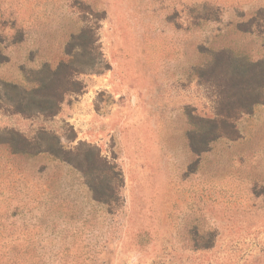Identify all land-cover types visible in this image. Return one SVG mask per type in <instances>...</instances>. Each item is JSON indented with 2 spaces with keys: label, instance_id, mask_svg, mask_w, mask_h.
I'll return each instance as SVG.
<instances>
[{
  "label": "rangeland",
  "instance_id": "rangeland-1",
  "mask_svg": "<svg viewBox=\"0 0 264 264\" xmlns=\"http://www.w3.org/2000/svg\"><path fill=\"white\" fill-rule=\"evenodd\" d=\"M224 49L264 65V0H0V80L98 63L56 115L1 88L0 264H264V101L239 113L249 73ZM43 130L68 160L12 150ZM90 146L116 165L113 211L74 164Z\"/></svg>",
  "mask_w": 264,
  "mask_h": 264
},
{
  "label": "trees",
  "instance_id": "trees-1",
  "mask_svg": "<svg viewBox=\"0 0 264 264\" xmlns=\"http://www.w3.org/2000/svg\"><path fill=\"white\" fill-rule=\"evenodd\" d=\"M81 34L73 35L72 41L68 44V53L77 44L78 48L83 47L82 43H75ZM80 46V47H79ZM216 66H221L226 74L245 75L249 73V78L242 79L245 91L248 92L253 100L244 104L240 103L239 113H252L256 104L262 103V87L264 86V65L260 62H250L245 59L238 58L229 50H222L217 53ZM218 58V59H217ZM98 63L93 58L91 61H60L55 68H50L45 64L39 70L41 76L35 77L36 84L31 87L23 86L18 83H8L0 80L1 88L5 91L11 100V105L15 112H21L31 116L34 113H41L47 116L56 115L65 99V95L69 92H77L80 90L82 83L74 78V74L82 70H92ZM232 87L235 82L232 81ZM253 90V91H252ZM241 101V100H240ZM231 111L225 109L220 113L221 118L218 119L224 125L230 124ZM216 122L217 120H212ZM234 127V125H231ZM9 144L14 152L34 154L38 152L48 151L57 157L68 160L65 156L66 150L60 143V138L48 131H42L35 137L28 138L18 131H13L9 137ZM74 164L82 172L87 180L94 199L106 204L110 211L115 209V202L120 199L118 184L113 181L114 176L109 175L115 164L109 163L108 160L101 156L96 148L90 146L86 152L74 157ZM72 161V162H73Z\"/></svg>",
  "mask_w": 264,
  "mask_h": 264
}]
</instances>
